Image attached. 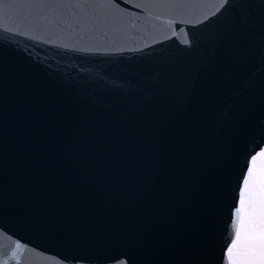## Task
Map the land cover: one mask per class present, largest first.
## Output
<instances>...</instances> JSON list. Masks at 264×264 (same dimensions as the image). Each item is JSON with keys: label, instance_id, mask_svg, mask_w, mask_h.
I'll use <instances>...</instances> for the list:
<instances>
[{"label": "snow or ice", "instance_id": "obj_1", "mask_svg": "<svg viewBox=\"0 0 264 264\" xmlns=\"http://www.w3.org/2000/svg\"><path fill=\"white\" fill-rule=\"evenodd\" d=\"M26 2L59 7L70 0ZM153 2L78 0V5L133 15L137 13L131 10L145 12ZM159 2L179 7L182 0ZM219 7L223 11L217 20L231 12L217 35L225 58L238 59L243 51L264 60V0H221ZM184 43L195 47L190 40ZM4 47L0 43V233L15 236L9 227L14 225L68 243L79 234L84 218L118 212L123 227L90 240L70 262L64 257L59 264H264V123L253 129L226 236L217 251L194 235L173 238L169 233L167 192L175 177L166 172L181 136L188 133L182 115L189 111L193 118L197 115L200 96L194 87L181 92L165 115L135 106L98 115L78 112L64 100L45 99L24 69L8 63ZM74 51L109 56L99 49ZM184 75L181 66L149 63L93 84L103 93L130 96L142 91L146 81L163 89L169 79L182 80ZM72 87L74 94L79 93L78 84L73 82ZM260 90L264 95V84ZM10 111L16 116L15 137L10 134ZM155 191L161 198L154 202ZM25 251H30L28 244L15 239L9 250L0 251V264H24Z\"/></svg>", "mask_w": 264, "mask_h": 264}, {"label": "water", "instance_id": "obj_2", "mask_svg": "<svg viewBox=\"0 0 264 264\" xmlns=\"http://www.w3.org/2000/svg\"><path fill=\"white\" fill-rule=\"evenodd\" d=\"M220 4L221 0H182L177 7L154 0L145 12L133 9L137 14L118 15L107 8L78 5V0L59 7L0 0L2 54L13 68L25 70L45 99L64 100L72 110L93 115L123 106L165 115L181 92L195 88L200 96L197 115L193 118L191 111L182 115L188 133L181 136L166 172L175 177L167 192L169 233L173 238L194 235L217 251L226 236L229 208L252 146L253 129L264 123L260 90L264 60L247 57L243 51L238 59L225 58L217 35L231 12L217 20L223 11ZM6 27L12 31L5 32ZM186 40L195 47L189 48ZM85 48L107 51L109 56L74 51ZM149 63L181 66L184 78L169 79L163 89L149 80L141 85L142 91L130 96L103 93L93 84L133 65ZM73 82L80 86L79 93L74 94ZM9 122L15 137L14 111L9 112ZM160 198L159 191L152 193L154 202ZM124 224L118 212L86 217L79 234L68 243L9 225L15 236L0 233V251L9 250L20 239L30 249L23 252L24 264H59L64 257L70 262L90 240Z\"/></svg>", "mask_w": 264, "mask_h": 264}]
</instances>
